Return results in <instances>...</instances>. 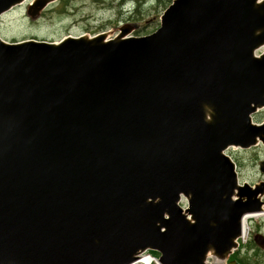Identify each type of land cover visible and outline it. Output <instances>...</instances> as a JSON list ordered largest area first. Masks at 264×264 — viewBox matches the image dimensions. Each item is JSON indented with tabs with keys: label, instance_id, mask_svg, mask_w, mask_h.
<instances>
[{
	"label": "water",
	"instance_id": "obj_1",
	"mask_svg": "<svg viewBox=\"0 0 264 264\" xmlns=\"http://www.w3.org/2000/svg\"><path fill=\"white\" fill-rule=\"evenodd\" d=\"M132 29L0 38V264L224 263L264 210L224 153L264 145V0H173Z\"/></svg>",
	"mask_w": 264,
	"mask_h": 264
},
{
	"label": "rangeland",
	"instance_id": "obj_2",
	"mask_svg": "<svg viewBox=\"0 0 264 264\" xmlns=\"http://www.w3.org/2000/svg\"><path fill=\"white\" fill-rule=\"evenodd\" d=\"M29 2L26 0L0 16V36L3 39L9 42L24 39L58 41L67 35L92 36L101 32L111 37L125 23L134 27L133 36H144L159 27L160 16L170 0H56L35 18L27 14ZM263 119L264 108L252 115L254 122ZM226 153L236 164L240 183L254 184L264 180V173L259 171V162L264 159L263 144L248 149L231 147ZM247 227L248 234L238 239V256H246L250 264H264V252L250 245V242L255 243L254 235H264V215L248 217ZM144 254L155 258L153 252L146 251ZM232 256L220 264H230V261L240 264ZM209 260L211 263L214 261L213 258Z\"/></svg>",
	"mask_w": 264,
	"mask_h": 264
},
{
	"label": "bare ground",
	"instance_id": "obj_3",
	"mask_svg": "<svg viewBox=\"0 0 264 264\" xmlns=\"http://www.w3.org/2000/svg\"><path fill=\"white\" fill-rule=\"evenodd\" d=\"M264 215V210L259 212V213H255V214H249V215H245L242 221V232H243V236H246L248 234V230L249 228L247 227V218L248 217H254V216H261ZM242 235V234H241ZM155 261V259L149 255V254H141L138 258V260L136 262H134L133 264H137V263H141V264H151ZM220 264V262H215L213 261L212 263L210 262V260L208 261V264Z\"/></svg>",
	"mask_w": 264,
	"mask_h": 264
},
{
	"label": "trees",
	"instance_id": "obj_4",
	"mask_svg": "<svg viewBox=\"0 0 264 264\" xmlns=\"http://www.w3.org/2000/svg\"><path fill=\"white\" fill-rule=\"evenodd\" d=\"M250 245H251L253 248H255L256 250H258V251H262L261 249H259L258 247H256L254 243H251V242H250ZM153 255H157V254L153 252ZM232 258H233V259H236L237 262L240 263V264H250V263L248 262V260H250V259H247L246 256H238V250L235 251V252L233 253Z\"/></svg>",
	"mask_w": 264,
	"mask_h": 264
}]
</instances>
